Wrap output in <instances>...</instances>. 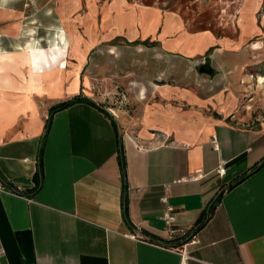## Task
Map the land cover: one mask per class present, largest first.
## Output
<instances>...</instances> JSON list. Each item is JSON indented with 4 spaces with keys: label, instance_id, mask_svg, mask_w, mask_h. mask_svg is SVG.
Here are the masks:
<instances>
[{
    "label": "crops",
    "instance_id": "obj_1",
    "mask_svg": "<svg viewBox=\"0 0 264 264\" xmlns=\"http://www.w3.org/2000/svg\"><path fill=\"white\" fill-rule=\"evenodd\" d=\"M47 16L64 70L30 71L16 23L0 35V264H264L259 43L164 0H58ZM75 95L93 102L50 114ZM241 177L194 242L167 248V208L190 231Z\"/></svg>",
    "mask_w": 264,
    "mask_h": 264
},
{
    "label": "rangeland",
    "instance_id": "obj_2",
    "mask_svg": "<svg viewBox=\"0 0 264 264\" xmlns=\"http://www.w3.org/2000/svg\"><path fill=\"white\" fill-rule=\"evenodd\" d=\"M57 2L58 0H0V19H4V21L0 20V35L4 33L3 30L11 28L10 25L16 23L17 34H20L21 39L28 40L21 49L29 43L34 45L29 35L37 32L50 31L48 36L50 42L52 36L56 34L55 31H59V26L55 24L50 26L51 21L47 15L53 14ZM173 4L182 7L185 14L192 18L191 22H200L203 27H211L222 37L236 29L234 26H238V30L250 39L247 46L258 42L261 55L264 57V0H164V8ZM10 10H14V15ZM200 64L202 72L212 71V67L206 61ZM259 110H264V107Z\"/></svg>",
    "mask_w": 264,
    "mask_h": 264
},
{
    "label": "bare ground",
    "instance_id": "obj_3",
    "mask_svg": "<svg viewBox=\"0 0 264 264\" xmlns=\"http://www.w3.org/2000/svg\"><path fill=\"white\" fill-rule=\"evenodd\" d=\"M55 33V36H52V38L50 39L48 49L42 47L41 45L35 46L30 43L25 48H23L22 51L25 54V58H27L28 60V66L30 71L32 70V67L38 70V72L42 71V67L44 66V64L50 66L55 65L57 69L64 70L66 59L64 58V53L61 49L62 46H60V43H63V37L59 35V31H55ZM7 57H9L8 52H0L1 63L5 62ZM51 61H53V64Z\"/></svg>",
    "mask_w": 264,
    "mask_h": 264
},
{
    "label": "trees",
    "instance_id": "obj_4",
    "mask_svg": "<svg viewBox=\"0 0 264 264\" xmlns=\"http://www.w3.org/2000/svg\"><path fill=\"white\" fill-rule=\"evenodd\" d=\"M80 100H84V101H89V102H93L92 100L88 99V98H85V97H81V96H78V95H75L73 96L70 100H67V101H63V102H59V103H56V105L52 106L50 108V114L54 111H56V109H59V108H62V107H65V106H69L71 105L73 102H76V101H80ZM49 120V119H48ZM42 149L40 148V159H41V154H42ZM264 163V159L262 160V162L256 166V168H258L260 165H262ZM41 174H42V171L41 169L37 172V174L33 177V182H34V186L32 188V191H35L39 186H40V178H41ZM244 177H241L239 179H236L234 181L233 184H230L228 186H223L221 185L220 188L218 189V193L215 197V199L209 204L208 206V211L203 214L202 218H200L194 225V227L192 229H190L189 233L192 232V233H196L200 228L203 227L204 225V222L210 218V216L212 215V212L214 211V206L217 205L219 203V200H220V197L221 195L224 193L223 191L226 190V189H229L231 186H233L235 183L241 181ZM187 239V237L183 238V237H180L179 235H176L172 238V240H168V242L165 243V245L167 247H175V248H179V245L181 243H183V241H185ZM164 243V242H163Z\"/></svg>",
    "mask_w": 264,
    "mask_h": 264
},
{
    "label": "built area",
    "instance_id": "obj_5",
    "mask_svg": "<svg viewBox=\"0 0 264 264\" xmlns=\"http://www.w3.org/2000/svg\"><path fill=\"white\" fill-rule=\"evenodd\" d=\"M213 144L214 147H217L218 144L215 143V141L213 140ZM225 163L222 162L221 164L218 165L216 171L217 174L219 175H224L225 173ZM190 178H196V176H189ZM163 200H165L163 198ZM163 220L165 225H167V238L168 240H172V238L176 235H179L180 237H187L186 242L190 241V242H194L195 239V233H191L189 234V229L184 228V227H180L178 225H175V216H174V212L172 207L167 208V212L164 214L163 216ZM129 238L134 239V240H140L141 239V235L137 232H130L126 234ZM168 249L172 250L175 249V247H167Z\"/></svg>",
    "mask_w": 264,
    "mask_h": 264
},
{
    "label": "water",
    "instance_id": "obj_6",
    "mask_svg": "<svg viewBox=\"0 0 264 264\" xmlns=\"http://www.w3.org/2000/svg\"><path fill=\"white\" fill-rule=\"evenodd\" d=\"M201 68H202V67H201ZM201 68H200V69H201Z\"/></svg>",
    "mask_w": 264,
    "mask_h": 264
}]
</instances>
